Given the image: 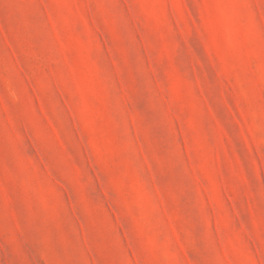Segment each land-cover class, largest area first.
<instances>
[{
	"label": "rangeland",
	"instance_id": "374dc122",
	"mask_svg": "<svg viewBox=\"0 0 264 264\" xmlns=\"http://www.w3.org/2000/svg\"><path fill=\"white\" fill-rule=\"evenodd\" d=\"M0 264H264V0H0Z\"/></svg>",
	"mask_w": 264,
	"mask_h": 264
}]
</instances>
